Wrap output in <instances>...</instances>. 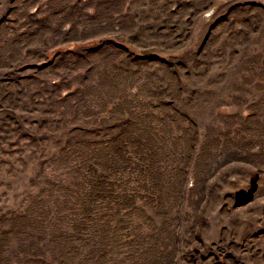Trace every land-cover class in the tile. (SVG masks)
Listing matches in <instances>:
<instances>
[{
	"label": "rangeland",
	"instance_id": "rangeland-1",
	"mask_svg": "<svg viewBox=\"0 0 264 264\" xmlns=\"http://www.w3.org/2000/svg\"><path fill=\"white\" fill-rule=\"evenodd\" d=\"M0 264H264V0H0Z\"/></svg>",
	"mask_w": 264,
	"mask_h": 264
}]
</instances>
